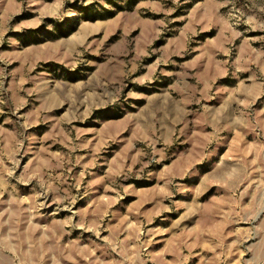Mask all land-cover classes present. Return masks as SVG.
I'll return each mask as SVG.
<instances>
[{
	"label": "rangeland",
	"instance_id": "rangeland-1",
	"mask_svg": "<svg viewBox=\"0 0 264 264\" xmlns=\"http://www.w3.org/2000/svg\"><path fill=\"white\" fill-rule=\"evenodd\" d=\"M0 264H264V0H0Z\"/></svg>",
	"mask_w": 264,
	"mask_h": 264
}]
</instances>
